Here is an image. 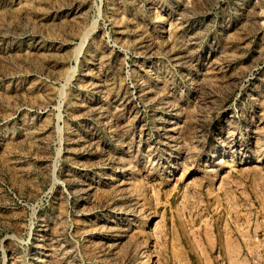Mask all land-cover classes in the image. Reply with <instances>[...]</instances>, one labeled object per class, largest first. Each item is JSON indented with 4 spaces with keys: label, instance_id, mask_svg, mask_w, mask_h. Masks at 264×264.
Listing matches in <instances>:
<instances>
[{
    "label": "rangeland",
    "instance_id": "1",
    "mask_svg": "<svg viewBox=\"0 0 264 264\" xmlns=\"http://www.w3.org/2000/svg\"><path fill=\"white\" fill-rule=\"evenodd\" d=\"M264 264V0H0V264Z\"/></svg>",
    "mask_w": 264,
    "mask_h": 264
},
{
    "label": "bare ground",
    "instance_id": "2",
    "mask_svg": "<svg viewBox=\"0 0 264 264\" xmlns=\"http://www.w3.org/2000/svg\"><path fill=\"white\" fill-rule=\"evenodd\" d=\"M147 263L149 264V261Z\"/></svg>",
    "mask_w": 264,
    "mask_h": 264
}]
</instances>
